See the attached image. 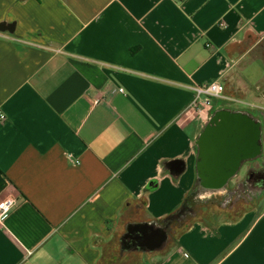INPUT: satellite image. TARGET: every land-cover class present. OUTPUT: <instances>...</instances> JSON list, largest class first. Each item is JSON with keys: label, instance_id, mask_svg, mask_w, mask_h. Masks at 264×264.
I'll return each instance as SVG.
<instances>
[{"label": "crops", "instance_id": "crops-1", "mask_svg": "<svg viewBox=\"0 0 264 264\" xmlns=\"http://www.w3.org/2000/svg\"><path fill=\"white\" fill-rule=\"evenodd\" d=\"M1 21L0 200L18 204L0 264H264L263 201L165 220L213 191L196 141L217 110L260 126L261 152L227 184L264 170V0H0ZM211 81L224 97L187 114Z\"/></svg>", "mask_w": 264, "mask_h": 264}, {"label": "water", "instance_id": "water-1", "mask_svg": "<svg viewBox=\"0 0 264 264\" xmlns=\"http://www.w3.org/2000/svg\"><path fill=\"white\" fill-rule=\"evenodd\" d=\"M13 30L14 23L0 22V32ZM259 139V122L249 115L239 111L217 110L196 141L201 162L199 170L204 164L206 172L202 187L213 191L224 188L243 160L259 155ZM154 235L156 246L166 238L165 232L159 229Z\"/></svg>", "mask_w": 264, "mask_h": 264}, {"label": "rangeland", "instance_id": "rangeland-1", "mask_svg": "<svg viewBox=\"0 0 264 264\" xmlns=\"http://www.w3.org/2000/svg\"><path fill=\"white\" fill-rule=\"evenodd\" d=\"M261 51L264 49V41L260 43L258 47ZM250 68L258 72L261 68V62L258 60L252 61L250 64ZM225 106L228 108L231 107H240L242 103L240 102H233L229 105L227 102H224ZM261 159L259 158V161ZM248 165V163H243L239 168V172L236 176L231 180V182L239 177L244 172V168ZM254 166H258L257 161L253 163ZM241 180V179H240ZM243 180V179H242ZM230 183V182H229ZM236 182L234 183V185ZM226 185V190L222 192H210V193H203L201 197L191 198L189 201L188 207L182 211L183 215L178 216L175 219V222H183L185 220H189L191 216L194 214L197 215L199 218L203 220L209 219H222L228 215L232 214V211L228 209L231 206H234L232 209L239 212L245 209L251 208L255 206V203L264 204V190L258 188L257 186L249 185V183L243 182V184H239L236 189L233 188L232 184ZM181 220V221H180ZM174 222V221H173Z\"/></svg>", "mask_w": 264, "mask_h": 264}, {"label": "built area", "instance_id": "built-area-1", "mask_svg": "<svg viewBox=\"0 0 264 264\" xmlns=\"http://www.w3.org/2000/svg\"><path fill=\"white\" fill-rule=\"evenodd\" d=\"M192 90L194 97L186 108V113L189 115H202L203 109L210 105L211 98L221 99L224 97V86L217 81L193 85ZM121 93H123V88H118L116 94ZM5 120V113L0 110V121ZM17 204L18 200L12 196L0 200V223Z\"/></svg>", "mask_w": 264, "mask_h": 264}, {"label": "flooded vegetation", "instance_id": "flooded-vegetation-1", "mask_svg": "<svg viewBox=\"0 0 264 264\" xmlns=\"http://www.w3.org/2000/svg\"><path fill=\"white\" fill-rule=\"evenodd\" d=\"M200 175H201V182L205 181L204 177L206 176L204 175H206V172L204 171V164H202L200 168ZM246 183H249V185H252V186H257V187L262 186L263 187L264 186V170L259 168L257 170L249 172Z\"/></svg>", "mask_w": 264, "mask_h": 264}, {"label": "trees", "instance_id": "trees-1", "mask_svg": "<svg viewBox=\"0 0 264 264\" xmlns=\"http://www.w3.org/2000/svg\"><path fill=\"white\" fill-rule=\"evenodd\" d=\"M198 161L200 162V158L198 159ZM193 195H194V192H193ZM193 195L192 193H190L187 198L185 199V201L183 202V204L181 205L180 208H178L177 210H175L174 212H172L171 214H169L165 220H166V223H171L173 221H175V219L180 215L182 216L183 215V210L185 209V207H188L189 205V201L191 198H193Z\"/></svg>", "mask_w": 264, "mask_h": 264}]
</instances>
